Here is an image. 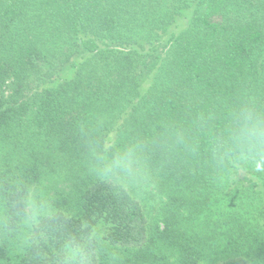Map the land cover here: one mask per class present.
Segmentation results:
<instances>
[{"label": "trees", "instance_id": "1", "mask_svg": "<svg viewBox=\"0 0 264 264\" xmlns=\"http://www.w3.org/2000/svg\"><path fill=\"white\" fill-rule=\"evenodd\" d=\"M249 108L264 0H0V264H264Z\"/></svg>", "mask_w": 264, "mask_h": 264}, {"label": "clouds", "instance_id": "2", "mask_svg": "<svg viewBox=\"0 0 264 264\" xmlns=\"http://www.w3.org/2000/svg\"><path fill=\"white\" fill-rule=\"evenodd\" d=\"M230 143L225 145V152L239 153L241 156L257 157V170H264V111L254 108L235 120L228 130ZM132 149H123L113 157L97 156V166L102 174L117 169H127L131 165Z\"/></svg>", "mask_w": 264, "mask_h": 264}]
</instances>
